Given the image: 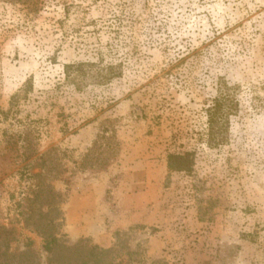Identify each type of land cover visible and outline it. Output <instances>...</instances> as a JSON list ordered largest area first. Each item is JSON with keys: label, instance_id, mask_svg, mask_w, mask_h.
Wrapping results in <instances>:
<instances>
[{"label": "rangeland", "instance_id": "374dc122", "mask_svg": "<svg viewBox=\"0 0 264 264\" xmlns=\"http://www.w3.org/2000/svg\"><path fill=\"white\" fill-rule=\"evenodd\" d=\"M80 62L118 75L67 76ZM80 190L136 221L71 234ZM56 233L120 264H264V0H0V264H50Z\"/></svg>", "mask_w": 264, "mask_h": 264}, {"label": "trees", "instance_id": "16d2710c", "mask_svg": "<svg viewBox=\"0 0 264 264\" xmlns=\"http://www.w3.org/2000/svg\"><path fill=\"white\" fill-rule=\"evenodd\" d=\"M7 2L15 3H34V0H5ZM89 67L90 73L85 70ZM75 71L77 74L87 75L99 79L100 82L110 81L112 78L118 75L116 67L110 65L102 67L93 62H80L67 64L65 66V72L67 76ZM238 107L237 100L231 98L228 93H222L218 98H215L213 106L209 108V125H210V139L215 144H220L224 141V126L231 114ZM190 153L184 154H171L169 155V168L176 171H187L191 169L192 163L190 159ZM45 250L51 254L49 263L54 264L59 262L61 264L70 260L72 263L78 264H120L114 263L112 259L108 260V256L111 254V249H103L96 245L75 244L67 245L63 242L59 233L45 235Z\"/></svg>", "mask_w": 264, "mask_h": 264}, {"label": "crops", "instance_id": "0c3cea01", "mask_svg": "<svg viewBox=\"0 0 264 264\" xmlns=\"http://www.w3.org/2000/svg\"><path fill=\"white\" fill-rule=\"evenodd\" d=\"M66 209L67 226L71 234L74 230H82L80 236L91 237L101 245L110 244L114 230L125 228L137 219L135 216L128 221L121 219L122 206L116 200H91L87 192L82 190L71 197Z\"/></svg>", "mask_w": 264, "mask_h": 264}]
</instances>
